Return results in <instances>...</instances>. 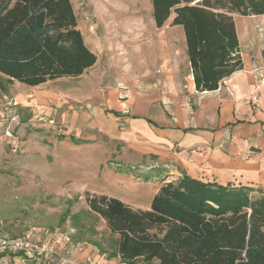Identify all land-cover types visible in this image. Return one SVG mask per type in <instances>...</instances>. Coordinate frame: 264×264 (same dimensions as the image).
<instances>
[{"label": "rangeland", "instance_id": "rangeland-1", "mask_svg": "<svg viewBox=\"0 0 264 264\" xmlns=\"http://www.w3.org/2000/svg\"><path fill=\"white\" fill-rule=\"evenodd\" d=\"M71 3L96 63L78 77L37 86L0 76V220L14 236L29 226L70 234L102 264H119V235L90 209L88 193L147 209L165 168L177 167L135 134L131 102L123 108L115 101L152 94L171 112L183 106L193 115L201 94L190 89L184 30L172 25L174 15L157 27L152 0ZM233 17L245 54L264 57V15ZM235 180L264 187V175L254 170Z\"/></svg>", "mask_w": 264, "mask_h": 264}, {"label": "trees", "instance_id": "trees-1", "mask_svg": "<svg viewBox=\"0 0 264 264\" xmlns=\"http://www.w3.org/2000/svg\"><path fill=\"white\" fill-rule=\"evenodd\" d=\"M152 7L157 27L172 15L183 27L198 92L244 67L233 14L264 15V0H152ZM96 61L71 0H0V76L37 86L78 77ZM165 169L147 209L88 193L90 209L119 235L121 262L264 264V187Z\"/></svg>", "mask_w": 264, "mask_h": 264}, {"label": "crops", "instance_id": "crops-1", "mask_svg": "<svg viewBox=\"0 0 264 264\" xmlns=\"http://www.w3.org/2000/svg\"><path fill=\"white\" fill-rule=\"evenodd\" d=\"M240 50L243 69L224 78L216 90L198 92L191 73L190 89L201 94L193 115L183 106L171 107V112L152 94L115 101L123 108L131 102L137 115L132 116L137 122L135 134L147 148H156L164 162L174 163L177 171L224 184L236 182L235 175L240 176L245 169L264 175V57L246 55L241 40ZM259 81V101L253 103L249 90ZM194 145L203 146L205 151L193 153L191 160L189 150ZM99 256L95 264H102ZM74 257L82 259L83 254L76 251Z\"/></svg>", "mask_w": 264, "mask_h": 264}, {"label": "built area", "instance_id": "built-area-1", "mask_svg": "<svg viewBox=\"0 0 264 264\" xmlns=\"http://www.w3.org/2000/svg\"><path fill=\"white\" fill-rule=\"evenodd\" d=\"M262 81L250 87L253 103L259 101L258 92ZM202 151L197 145L191 153ZM80 243H74L70 234H51L47 229L29 226L17 236L6 231V225L0 220V264H11V258L21 264L35 261L38 264H95L94 250L85 249ZM88 250V251H87ZM76 251L83 254L82 259L74 257ZM119 264H128L121 262Z\"/></svg>", "mask_w": 264, "mask_h": 264}]
</instances>
